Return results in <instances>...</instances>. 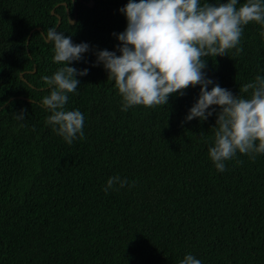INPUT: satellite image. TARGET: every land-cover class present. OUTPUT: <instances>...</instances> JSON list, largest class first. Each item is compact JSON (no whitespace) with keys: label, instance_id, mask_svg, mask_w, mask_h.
I'll return each mask as SVG.
<instances>
[{"label":"trees","instance_id":"obj_1","mask_svg":"<svg viewBox=\"0 0 264 264\" xmlns=\"http://www.w3.org/2000/svg\"><path fill=\"white\" fill-rule=\"evenodd\" d=\"M93 1L0 0V264H180L187 254L202 264H264V154L237 152L217 171L208 152L216 114L185 120L199 86L166 106L122 111L114 80L93 65L97 51L120 55L113 33L127 26L119 9L128 0ZM242 27L243 51L208 58L204 71L248 98L243 86L264 77V25ZM49 28L90 46L68 65L88 69L65 105L85 117V137L71 145L42 104L50 94L42 77L63 66ZM116 175L135 185L105 193Z\"/></svg>","mask_w":264,"mask_h":264},{"label":"clouds","instance_id":"obj_2","mask_svg":"<svg viewBox=\"0 0 264 264\" xmlns=\"http://www.w3.org/2000/svg\"><path fill=\"white\" fill-rule=\"evenodd\" d=\"M237 4L238 0L219 4H201L200 0H128L119 9L127 26L123 32L113 33L120 42V55L107 49L97 51L93 65L103 64L108 79L114 80L122 96V111L138 105L166 106L173 94L183 96L190 86H199V97L185 120L206 121L216 114L214 146L208 152L218 172L226 170L225 162L237 152L252 159L264 154V77L257 76L254 82L243 86L240 91L249 93L244 98L220 87L204 71L208 58L228 56L233 49L234 56L243 51L238 46L242 26L250 22L264 25L262 0H247L239 8ZM45 39L54 44V62L63 66L53 75L42 77L50 87L42 104L51 113L47 123L71 145L78 138L84 139L85 117L78 109L66 111L65 105L68 94L80 85L77 77L87 75L88 69L68 65L81 61L90 46L83 42L74 44L70 36L55 28L48 29ZM25 115L22 110L15 118L23 120ZM134 185L135 181L130 183L126 177L116 175L108 179L104 191ZM180 264L202 262L187 254Z\"/></svg>","mask_w":264,"mask_h":264},{"label":"water","instance_id":"obj_3","mask_svg":"<svg viewBox=\"0 0 264 264\" xmlns=\"http://www.w3.org/2000/svg\"><path fill=\"white\" fill-rule=\"evenodd\" d=\"M73 2H74V4H75L76 0H73ZM65 6H67V4H65ZM88 6H89L90 8L94 7V1H93V0H90V3L88 4ZM52 14L55 15V10L52 12ZM58 19H59V23H58V26H59L60 23H61L62 18H61L60 16H58ZM70 21H71L72 24L75 23V20L70 19ZM34 31H35V30H33V32H34ZM38 31H41V28H39ZM33 32L31 33V35L33 34ZM27 44H29V39H28ZM21 77H22V79H24V78H23V74L21 75ZM13 99H14V98H13ZM11 100H12V99H11Z\"/></svg>","mask_w":264,"mask_h":264}]
</instances>
